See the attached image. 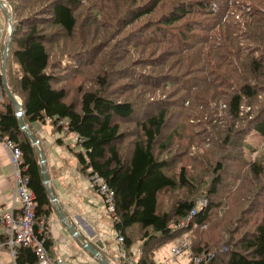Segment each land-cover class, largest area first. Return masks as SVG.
<instances>
[{
  "label": "trees",
  "instance_id": "trees-1",
  "mask_svg": "<svg viewBox=\"0 0 264 264\" xmlns=\"http://www.w3.org/2000/svg\"><path fill=\"white\" fill-rule=\"evenodd\" d=\"M7 1L5 79L23 120L37 138L35 121L76 134L81 170L113 191L127 256L138 246L134 264H157L176 239L188 242L187 264H264V155L243 152L250 131L264 136V0ZM63 58L88 85L61 84L73 76L57 72ZM0 95V138L21 150L46 219L38 149L1 74ZM13 258L36 263L28 245Z\"/></svg>",
  "mask_w": 264,
  "mask_h": 264
},
{
  "label": "crops",
  "instance_id": "crops-1",
  "mask_svg": "<svg viewBox=\"0 0 264 264\" xmlns=\"http://www.w3.org/2000/svg\"><path fill=\"white\" fill-rule=\"evenodd\" d=\"M4 32L5 23H2L0 51L4 45ZM31 127L44 150L48 183L64 216L62 220L52 203L53 208L46 217L50 234L48 252L58 257L62 264H104L85 250L69 232L67 223H70L92 248L98 250L99 258H106L109 264H120L114 224L104 208L102 198L95 191L87 174L81 170L74 154L79 150L76 134L56 133L39 121L33 122ZM14 186L8 152L0 138V209L11 208L13 202L15 206L19 205ZM2 232L3 225L0 223V236ZM137 247L136 244L132 245L133 256ZM0 264H14V258L5 247L0 248Z\"/></svg>",
  "mask_w": 264,
  "mask_h": 264
},
{
  "label": "built area",
  "instance_id": "built-area-1",
  "mask_svg": "<svg viewBox=\"0 0 264 264\" xmlns=\"http://www.w3.org/2000/svg\"><path fill=\"white\" fill-rule=\"evenodd\" d=\"M1 100V95H0ZM3 144L8 152L10 163L12 166L13 177L15 181L14 193L19 198V205L15 206L14 202L11 208L2 207L0 209V223L3 225L2 236L0 239V248L8 249L12 257L15 256V247L22 245L31 246L36 254L35 264H62L58 257L53 256L45 246V240L50 239L46 219L41 217L39 220L35 216V201L33 192L27 187V176L22 171V152L7 138L2 139ZM90 183L95 191L102 198L104 208L112 221H117L115 214L113 191L104 181L93 174L89 177ZM14 200V199H13ZM12 200V201H13ZM205 201L202 200L203 204ZM194 214L192 209L189 214L181 220L180 225H186L189 218ZM176 244L172 248V256L179 255L188 245L184 239H176ZM117 253L120 264H131L130 256H127L126 247L121 234L116 236ZM201 258L196 257L195 261Z\"/></svg>",
  "mask_w": 264,
  "mask_h": 264
},
{
  "label": "rangeland",
  "instance_id": "rangeland-1",
  "mask_svg": "<svg viewBox=\"0 0 264 264\" xmlns=\"http://www.w3.org/2000/svg\"><path fill=\"white\" fill-rule=\"evenodd\" d=\"M3 1L6 4L7 12H9V13L13 12L12 7L8 3V1L7 0H3ZM2 23H5V32L3 34V39H5L6 34L8 32V21H7V18L5 17V13L3 12L2 8H1L0 9V24H2ZM60 48L61 47H59L58 49H60ZM71 66H72V64L71 63L67 64L66 58H63L62 65H61L60 69L57 70V72L59 74L66 73V74H69L70 76L73 74L72 77H74V78L71 77L69 79L67 77L64 79V81H62L61 84H63L67 90H70V87H74L81 80H83V82L86 85H88V82H87L86 77H85V72L83 71V76L81 74L77 75L74 73L75 69L72 68ZM96 69L98 70V68H96ZM183 130L187 133L188 132L191 133V128L189 126H186V128H184ZM189 143L195 144V140L194 141H186V144H189ZM243 152H244V155L247 159H254L256 155H259L262 152L264 155V136H261L259 133H257L254 130L250 131L245 136V146H243ZM173 247H174V242L168 243V244L162 246L160 249H158V251H156V254H155L156 263L157 264H187L188 259H187L186 255H184L183 253L176 255L174 257L171 255L172 254L171 250ZM137 249H138V247H137ZM138 255H139V250H137V252H135L133 258L131 259L132 260L131 264H133V262H135V260L138 258Z\"/></svg>",
  "mask_w": 264,
  "mask_h": 264
},
{
  "label": "water",
  "instance_id": "water-1",
  "mask_svg": "<svg viewBox=\"0 0 264 264\" xmlns=\"http://www.w3.org/2000/svg\"><path fill=\"white\" fill-rule=\"evenodd\" d=\"M0 8H2L3 12L5 13V17L7 18L8 21V37L6 40V43L4 45L3 51H2V64H1V70L0 74L2 76V84H3V89L4 92L7 96V98L11 101L15 113L17 115L18 123L20 128L25 132L27 137L30 139L31 143L37 146L38 149V155H39V161H40V169H41V175L43 179V183L45 184L47 194L51 200V202L54 204L56 210L58 211L59 217L64 220L63 213L61 211L60 205L57 203L56 196L52 193L49 183H48V175L46 172V167H45V156H44V150L42 149V146L40 144L39 139L27 128L24 120H23V106L22 103L18 100L16 95H14L10 89L8 88V85L6 83L5 79V64H6V57H7V51L9 48V44L11 42L12 34H13V12H7L6 10V4L3 0H0ZM67 229L69 232L78 240L79 244L87 250L89 253H91L93 256L96 258L100 259L104 264H109L106 258H99V252L98 250L92 248L89 243H87L83 237L78 234V232L75 230L72 224L67 223Z\"/></svg>",
  "mask_w": 264,
  "mask_h": 264
},
{
  "label": "bare ground",
  "instance_id": "bare-ground-1",
  "mask_svg": "<svg viewBox=\"0 0 264 264\" xmlns=\"http://www.w3.org/2000/svg\"><path fill=\"white\" fill-rule=\"evenodd\" d=\"M181 221V220H180ZM188 248V247H187ZM196 257V256H195Z\"/></svg>",
  "mask_w": 264,
  "mask_h": 264
}]
</instances>
